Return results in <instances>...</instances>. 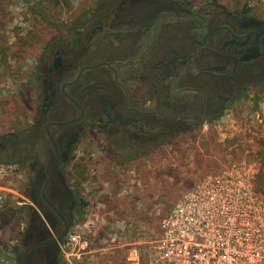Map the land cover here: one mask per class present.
Masks as SVG:
<instances>
[{
    "label": "flooded vegetation",
    "instance_id": "af4514ba",
    "mask_svg": "<svg viewBox=\"0 0 264 264\" xmlns=\"http://www.w3.org/2000/svg\"><path fill=\"white\" fill-rule=\"evenodd\" d=\"M83 18L71 44L45 46L36 70L18 264H61L85 206L69 170L83 145L118 163L144 159L264 96V11L106 0Z\"/></svg>",
    "mask_w": 264,
    "mask_h": 264
},
{
    "label": "rangeland",
    "instance_id": "374dc122",
    "mask_svg": "<svg viewBox=\"0 0 264 264\" xmlns=\"http://www.w3.org/2000/svg\"><path fill=\"white\" fill-rule=\"evenodd\" d=\"M105 1L0 0V136L28 137L37 101L36 70L45 46L71 44L83 17L103 9ZM190 1L197 5L210 0ZM215 1L264 11V0ZM244 106L190 139L161 146L136 161L118 163L104 156L101 147L83 145L69 170L86 206L62 244L61 264H130L132 248L146 252L160 235V220L175 199L220 164L256 161L258 182L264 183V96ZM41 139L39 144L48 148L44 137ZM33 151L25 148L0 154V213L7 209L17 212L12 224L7 218L0 220V264H18L13 249L18 244L21 203L27 202L25 184L31 175L22 162ZM13 159L16 164L2 163ZM71 237L77 240L73 242Z\"/></svg>",
    "mask_w": 264,
    "mask_h": 264
},
{
    "label": "built area",
    "instance_id": "2783aa9c",
    "mask_svg": "<svg viewBox=\"0 0 264 264\" xmlns=\"http://www.w3.org/2000/svg\"><path fill=\"white\" fill-rule=\"evenodd\" d=\"M256 161L220 164L178 196L130 264H264V194ZM2 195L0 192V203ZM75 242L77 237H71Z\"/></svg>",
    "mask_w": 264,
    "mask_h": 264
},
{
    "label": "trees",
    "instance_id": "16d2710c",
    "mask_svg": "<svg viewBox=\"0 0 264 264\" xmlns=\"http://www.w3.org/2000/svg\"><path fill=\"white\" fill-rule=\"evenodd\" d=\"M23 137H19L18 134L15 133H10L4 136H0V154H2L3 152H10L12 154L17 153L18 151L25 149V148H31L34 145V138L31 137H26L23 140L20 139ZM2 163H7V164H16L15 160H6ZM258 186L260 191L264 194V183H259L258 182ZM86 206V204H85ZM17 212H15L13 209H7V210H3L0 213V220H4L5 218H7L8 220L11 217H14V215H16Z\"/></svg>",
    "mask_w": 264,
    "mask_h": 264
},
{
    "label": "water",
    "instance_id": "95a60500",
    "mask_svg": "<svg viewBox=\"0 0 264 264\" xmlns=\"http://www.w3.org/2000/svg\"><path fill=\"white\" fill-rule=\"evenodd\" d=\"M51 138V141L53 142V144L55 145V142H54V140H53V138L52 137H50ZM26 259V258H25Z\"/></svg>",
    "mask_w": 264,
    "mask_h": 264
}]
</instances>
